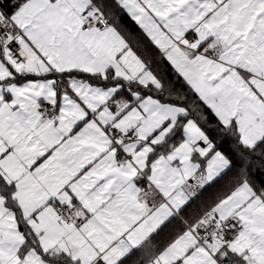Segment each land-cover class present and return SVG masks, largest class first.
Instances as JSON below:
<instances>
[{
	"label": "snow or ice",
	"instance_id": "obj_1",
	"mask_svg": "<svg viewBox=\"0 0 264 264\" xmlns=\"http://www.w3.org/2000/svg\"><path fill=\"white\" fill-rule=\"evenodd\" d=\"M0 264H264V0H0Z\"/></svg>",
	"mask_w": 264,
	"mask_h": 264
}]
</instances>
